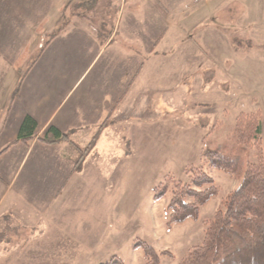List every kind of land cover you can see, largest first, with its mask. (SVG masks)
<instances>
[{"label": "crops", "instance_id": "0c3cea01", "mask_svg": "<svg viewBox=\"0 0 264 264\" xmlns=\"http://www.w3.org/2000/svg\"><path fill=\"white\" fill-rule=\"evenodd\" d=\"M84 1L0 0V96L20 72L10 106L0 104V248L8 242L11 264H52L71 259L66 247L95 244L109 149L126 144L131 157L151 143L154 115L163 117L154 101L217 84V56L235 45L230 22L264 43V0H96L83 14L75 6ZM107 14L103 43L97 25ZM28 115L40 134L54 125L81 146L103 129L78 163L69 142L12 144Z\"/></svg>", "mask_w": 264, "mask_h": 264}, {"label": "rangeland", "instance_id": "374dc122", "mask_svg": "<svg viewBox=\"0 0 264 264\" xmlns=\"http://www.w3.org/2000/svg\"><path fill=\"white\" fill-rule=\"evenodd\" d=\"M235 22H230L228 28L235 45L226 55L217 56L211 74L217 84L206 89L196 85L193 93H189L186 86L178 102L154 101V109L158 107L163 117L154 115L151 143L145 147L138 145L131 157L124 156L129 148L126 144L115 143L109 149L110 155L101 168L105 177L104 211L98 213L103 218L99 217L94 226L97 241L87 246L66 247L62 253L71 259L52 264H103L114 258L122 259L125 264H146L143 251L134 249L140 239L157 249L172 252L174 257L164 255L161 264H179L190 248L204 241V221L214 216L239 180L210 167L202 151L227 141L242 112L262 115L264 147V43L256 40L251 45V39L235 27L238 25ZM36 44L30 53L36 49ZM212 57L214 55L203 56L207 63ZM19 73L17 69L11 71L0 96L1 105L10 106V96L18 90L14 82ZM190 165L205 166L220 192L202 208L198 221L188 220L168 230L171 195L156 201V188L167 177L185 179L184 169ZM88 240L92 242V236ZM7 243L4 241L0 248V264L13 262L2 254V248L9 247Z\"/></svg>", "mask_w": 264, "mask_h": 264}, {"label": "trees", "instance_id": "16d2710c", "mask_svg": "<svg viewBox=\"0 0 264 264\" xmlns=\"http://www.w3.org/2000/svg\"><path fill=\"white\" fill-rule=\"evenodd\" d=\"M96 0L76 5L80 13L95 9ZM114 16L107 14L97 25L100 40L105 43L111 35ZM109 25L111 27H109ZM252 44V40H250ZM31 115L24 119L13 143L40 142L55 145L69 142L79 152L82 162L95 148L103 126L90 143L81 146L71 139V132L50 126L44 134ZM263 117L259 112L241 113L229 139L216 147H207L202 156L209 166L224 171L239 180V184L224 198L214 216L204 221V241L188 250L179 264H264V147ZM6 147L3 151L7 150ZM1 154V153H0ZM185 179L167 177L155 191V200L171 195L168 205V230L188 220L198 221L202 208L220 192L211 172L200 165L184 169ZM135 250L144 253L146 264H161L164 255L174 257L169 250L157 249L146 240H137ZM103 264H125L114 258Z\"/></svg>", "mask_w": 264, "mask_h": 264}, {"label": "built area", "instance_id": "2783aa9c", "mask_svg": "<svg viewBox=\"0 0 264 264\" xmlns=\"http://www.w3.org/2000/svg\"><path fill=\"white\" fill-rule=\"evenodd\" d=\"M127 0H122L123 3H125Z\"/></svg>", "mask_w": 264, "mask_h": 264}]
</instances>
